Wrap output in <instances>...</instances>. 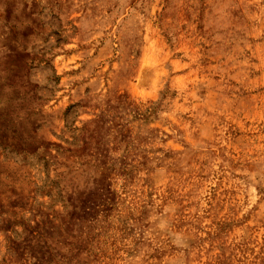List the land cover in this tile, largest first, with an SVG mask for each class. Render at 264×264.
Segmentation results:
<instances>
[{
  "label": "rangeland",
  "instance_id": "obj_1",
  "mask_svg": "<svg viewBox=\"0 0 264 264\" xmlns=\"http://www.w3.org/2000/svg\"><path fill=\"white\" fill-rule=\"evenodd\" d=\"M0 264H264V0H0Z\"/></svg>",
  "mask_w": 264,
  "mask_h": 264
}]
</instances>
